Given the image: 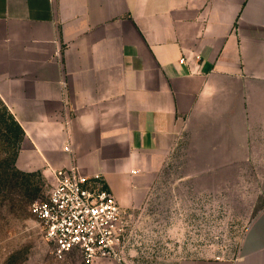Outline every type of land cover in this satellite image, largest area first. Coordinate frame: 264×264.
I'll list each match as a JSON object with an SVG mask.
<instances>
[{
	"label": "crops",
	"instance_id": "1",
	"mask_svg": "<svg viewBox=\"0 0 264 264\" xmlns=\"http://www.w3.org/2000/svg\"><path fill=\"white\" fill-rule=\"evenodd\" d=\"M0 104L17 168L98 173L127 212L185 138L264 195V0H0ZM174 264H264V208L235 257Z\"/></svg>",
	"mask_w": 264,
	"mask_h": 264
},
{
	"label": "rangeland",
	"instance_id": "2",
	"mask_svg": "<svg viewBox=\"0 0 264 264\" xmlns=\"http://www.w3.org/2000/svg\"><path fill=\"white\" fill-rule=\"evenodd\" d=\"M1 124L0 264H84L74 251L61 259L53 256L30 210L33 201L45 197L51 180L39 169L17 168L20 142ZM196 150L190 139L178 140L143 208L130 211L132 238L125 260L93 264H174L186 256L235 257L240 252L251 221L264 208L262 171L221 166L212 162L211 153Z\"/></svg>",
	"mask_w": 264,
	"mask_h": 264
},
{
	"label": "built area",
	"instance_id": "3",
	"mask_svg": "<svg viewBox=\"0 0 264 264\" xmlns=\"http://www.w3.org/2000/svg\"><path fill=\"white\" fill-rule=\"evenodd\" d=\"M193 57L200 59L197 54ZM183 61L184 56L179 59ZM54 175L45 197L30 204L53 256L61 259L74 251L84 264L101 259L124 261L132 238V217L106 188L100 174L84 175L70 166Z\"/></svg>",
	"mask_w": 264,
	"mask_h": 264
},
{
	"label": "trees",
	"instance_id": "4",
	"mask_svg": "<svg viewBox=\"0 0 264 264\" xmlns=\"http://www.w3.org/2000/svg\"><path fill=\"white\" fill-rule=\"evenodd\" d=\"M3 109V113L1 114V120L2 124L1 125H5V128L7 130H12L14 131V137L16 139V142H20V140L22 139V129L20 127V125L13 119V117L6 111V109L2 106ZM3 115H5V119H3Z\"/></svg>",
	"mask_w": 264,
	"mask_h": 264
}]
</instances>
